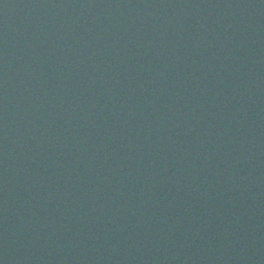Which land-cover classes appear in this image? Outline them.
Segmentation results:
<instances>
[{
	"label": "water",
	"instance_id": "obj_1",
	"mask_svg": "<svg viewBox=\"0 0 264 264\" xmlns=\"http://www.w3.org/2000/svg\"><path fill=\"white\" fill-rule=\"evenodd\" d=\"M0 264H264V0H0Z\"/></svg>",
	"mask_w": 264,
	"mask_h": 264
}]
</instances>
